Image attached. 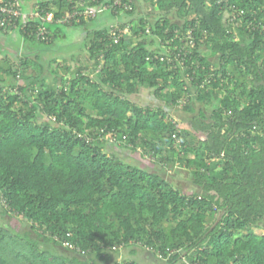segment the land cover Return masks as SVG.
Returning <instances> with one entry per match:
<instances>
[{"label": "trees", "instance_id": "16d2710c", "mask_svg": "<svg viewBox=\"0 0 264 264\" xmlns=\"http://www.w3.org/2000/svg\"><path fill=\"white\" fill-rule=\"evenodd\" d=\"M79 1L17 0L25 27L14 30L46 46L63 28L83 29L74 67L49 58L36 68L0 48V217L29 227L0 226V264H105L126 247L162 264H264V0H145V17L140 0H122L132 8L106 9L118 21L102 27L90 24L97 16L62 19L113 0ZM141 88L167 106L191 112L195 95L212 109L179 127L167 109L131 98ZM116 143L189 168L199 190L103 150Z\"/></svg>", "mask_w": 264, "mask_h": 264}, {"label": "rangeland", "instance_id": "374dc122", "mask_svg": "<svg viewBox=\"0 0 264 264\" xmlns=\"http://www.w3.org/2000/svg\"><path fill=\"white\" fill-rule=\"evenodd\" d=\"M26 7H28V14H31L30 11V1L26 2ZM140 13L143 17H145V13L149 12L151 10V5L149 2H146L145 0H142L141 7H139ZM97 18H100L102 21V25H110L111 23L118 21L117 16L112 15L109 13V11H104L102 13H98ZM148 16V15H147ZM146 16V17H147ZM156 14L152 13V15L148 16V21H151L155 18ZM172 18V17H171ZM176 18V17H175ZM175 21L181 23L180 19H176ZM93 24V23H92ZM64 33L62 36L57 37L54 42L50 45H36L32 43L23 42L22 38L18 35V33L15 32V36L10 35L11 33H5L9 35H3L0 33V48H3L6 50H9L12 54L16 52L17 57H28L36 66L38 67V64L42 65L43 67L47 66V62L49 58L56 59L59 63H68L72 67H74L77 63H79V60L81 58H85L86 51L83 47V38L82 34L83 29H79L77 27L75 30H67L63 28ZM146 42L151 43L153 41V45H149L150 47H155L157 45V39L150 35H144L143 36ZM7 39L8 41V48L3 46L5 42L2 41V39ZM19 41V42H17ZM3 43V44H2ZM202 53L209 54L208 48L205 46L202 47ZM85 61L81 64L84 66ZM87 69L90 68L91 64L90 62H87L86 64ZM61 72H66L64 70H61ZM46 81L49 82L50 78L47 77ZM131 98L137 102L138 104L142 106H159L163 107L168 110V112L176 119L178 122L179 127H187L190 128V119L193 116H197L199 109L203 110L205 114H209L211 111V105L210 104H203L195 99V95H193L192 98V107L193 111L189 112L182 108V104L178 106H167L162 100L155 98L151 91L148 89L141 88L138 92L133 94ZM103 150L106 153H115L118 154L121 159H123L125 162L136 164L141 168H145L149 171H156L159 173L163 178H165L171 185L179 189L180 191L184 193H191V192H197L199 189L192 183L191 179V170L189 168H186L182 165H178L177 163L169 164L166 166H163L162 168L159 167L158 164H153L151 162L150 158L151 155H148L145 152L142 151L139 147L136 148V150H130L128 148H124L121 145H118L117 143L112 147L109 146V144H104ZM137 152V153H136ZM139 153V154H138ZM148 156V157H146ZM191 156V155H190ZM155 165V166H154ZM9 226L10 228L18 231H24L27 230L28 224L24 221H22L20 218L16 217H9L7 214H3L2 217H0V226ZM260 233L261 230H258ZM42 248L48 247V248H54L56 252H68L69 249H66L63 246H55L53 244H46L45 242L41 244ZM121 248L120 250L111 251L110 252V258L106 261L105 264H112L114 261L117 262H125L129 259L137 261L139 264H162V260L154 259L152 254H147L144 250L141 248Z\"/></svg>", "mask_w": 264, "mask_h": 264}, {"label": "built area", "instance_id": "2783aa9c", "mask_svg": "<svg viewBox=\"0 0 264 264\" xmlns=\"http://www.w3.org/2000/svg\"><path fill=\"white\" fill-rule=\"evenodd\" d=\"M83 0L79 1V4H82ZM120 7L122 9L130 10L132 7L128 2H122V0H113L112 5H96L95 7H90L82 10L81 12H73L71 14H67L62 20L69 21L75 15H83L86 18L95 17L98 13L105 11L108 8H117ZM21 11L17 8V0H0V25L3 26L4 32L11 33L14 32L17 28L24 29L25 23L22 22L20 25L18 24V18L21 15ZM27 15V14H26ZM29 15V14H28ZM33 15L31 13L29 16ZM47 20L52 19L51 13H47ZM78 18V17H76ZM78 21V19H76ZM110 34L113 36L114 42H117L121 34L119 33V28L116 25L111 27ZM148 29V28H147ZM191 35L190 31L187 33V37L189 38ZM35 38L38 40H47V30L44 27H37L35 32ZM189 45L192 46L193 42L189 40ZM64 246L71 247L70 244L64 243Z\"/></svg>", "mask_w": 264, "mask_h": 264}, {"label": "crops", "instance_id": "0c3cea01", "mask_svg": "<svg viewBox=\"0 0 264 264\" xmlns=\"http://www.w3.org/2000/svg\"><path fill=\"white\" fill-rule=\"evenodd\" d=\"M140 1H141V0H140ZM140 1H138V5H139V7H141V3H142V2H140ZM23 11H26V12L29 11V10H28V7H26V4L23 6ZM171 17H172L174 20L177 19V17H176L174 14H172ZM175 17H176V18H175ZM101 22H102V21L100 20V18H97V17H96L95 19H93V20L91 21L90 24L93 25V26H95V27H97V26L102 27V26H104V25H102ZM92 23H93V24H92ZM105 25H106V24H105ZM72 30H73V29H72ZM74 30H75V29H74ZM1 33H2V32H1ZM2 34H3V33H2ZM3 35H9V34H3ZM10 35L15 36V33L13 32V33L10 34ZM2 41L5 42L3 46L7 47V46H8V41H7V39L4 38V39H2ZM2 44H3V43H2ZM0 210H1V209H0ZM0 213H1V211H0Z\"/></svg>", "mask_w": 264, "mask_h": 264}]
</instances>
